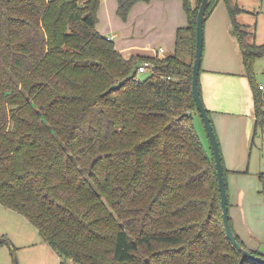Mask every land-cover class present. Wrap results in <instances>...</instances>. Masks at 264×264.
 <instances>
[{
    "label": "trees",
    "instance_id": "16d2710c",
    "mask_svg": "<svg viewBox=\"0 0 264 264\" xmlns=\"http://www.w3.org/2000/svg\"><path fill=\"white\" fill-rule=\"evenodd\" d=\"M137 1L118 0V13L126 19ZM224 1L257 134L264 42L237 19L239 1ZM183 2L188 24L174 52L125 56L97 27L101 0H0V203L36 226L59 264H263L227 236L192 93L201 0ZM145 60L153 66L140 77Z\"/></svg>",
    "mask_w": 264,
    "mask_h": 264
},
{
    "label": "crops",
    "instance_id": "0c3cea01",
    "mask_svg": "<svg viewBox=\"0 0 264 264\" xmlns=\"http://www.w3.org/2000/svg\"><path fill=\"white\" fill-rule=\"evenodd\" d=\"M191 1L194 5L198 2ZM240 4L245 8L241 14L254 11L250 6ZM118 5V0H101L97 27L125 56L135 53L161 56L174 52L178 29L188 24L183 0H140L132 5L126 19L118 13ZM226 7V2L219 1L205 21L201 95L220 142L234 228L249 248L260 250L264 244V184H259L257 178L250 174L240 172L247 162L249 167L247 165L245 171L252 169L253 147L259 134L258 131L255 134L254 90ZM237 19L255 30L241 15ZM160 48L164 51L160 52ZM197 122V129L210 149L209 139L204 137L207 132L199 117ZM263 150L261 156L256 154L257 158L264 157ZM261 165L264 169V164ZM263 169L260 170V178L264 174ZM231 181H234L233 185ZM262 181L264 179L261 178ZM38 242L40 247L51 252V246L41 235Z\"/></svg>",
    "mask_w": 264,
    "mask_h": 264
},
{
    "label": "rangeland",
    "instance_id": "374dc122",
    "mask_svg": "<svg viewBox=\"0 0 264 264\" xmlns=\"http://www.w3.org/2000/svg\"><path fill=\"white\" fill-rule=\"evenodd\" d=\"M221 2L225 1L221 0ZM239 2L243 3L248 8L250 6V8L254 10L238 15H241L242 19L247 20V22L253 25L256 31V42L263 43L264 0H239ZM149 74V69L144 72L139 71L138 73L140 77H146ZM259 80L264 81V55L257 57L254 61L253 81L256 83V81ZM196 119L198 120V117ZM258 132L259 134L255 137V144L253 147L254 156L252 157V169L248 172L245 171L247 165L249 167L247 162L240 172H243L242 174H250L253 178H257L259 184L262 183L263 185L264 181L260 182L261 178L259 175L260 170L263 169L261 163L264 164V157L257 158V155L259 154V156H261V149H264V127L259 126ZM206 135L207 134L204 136L205 139L208 138ZM248 159L249 153L247 152V161ZM233 183L234 181H231V185H233ZM262 188L264 189L263 186ZM0 236L8 238V241L5 240L0 242V264H59L60 262L59 255L54 250L52 251L51 249V252H48L49 249L45 250L40 247L41 244L38 242L40 235L36 226L23 214L2 204H0ZM259 249L264 253V244H262Z\"/></svg>",
    "mask_w": 264,
    "mask_h": 264
},
{
    "label": "water",
    "instance_id": "95a60500",
    "mask_svg": "<svg viewBox=\"0 0 264 264\" xmlns=\"http://www.w3.org/2000/svg\"><path fill=\"white\" fill-rule=\"evenodd\" d=\"M210 0H201L198 16H197V27H196V55L193 64V80H192V93L197 104V109L204 122L205 130L207 132L209 141L211 143L213 154L216 162V169L219 181V189L221 195L222 213L225 224V229L228 238L236 246V248L243 254L244 257L261 262L264 264V256L256 254L250 248L245 247L237 238L231 223L229 196L227 190V180L225 176V166L223 156L220 148L219 138L217 136L214 124L212 122L209 111L202 98L201 91L199 88V75L201 71V64L204 52V41H205V21L207 17V8ZM123 81H119L113 84L109 90L119 87ZM192 114V112H185ZM255 113V111H254Z\"/></svg>",
    "mask_w": 264,
    "mask_h": 264
},
{
    "label": "built area",
    "instance_id": "2783aa9c",
    "mask_svg": "<svg viewBox=\"0 0 264 264\" xmlns=\"http://www.w3.org/2000/svg\"><path fill=\"white\" fill-rule=\"evenodd\" d=\"M160 52L164 51V48L159 49ZM153 66V63L150 60H145L139 65V71L144 72L151 68ZM258 90L261 94L262 99L264 100V82H258Z\"/></svg>",
    "mask_w": 264,
    "mask_h": 264
}]
</instances>
